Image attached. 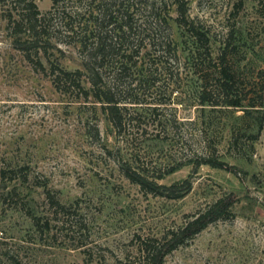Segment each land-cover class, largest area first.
Instances as JSON below:
<instances>
[{
	"label": "rangeland",
	"instance_id": "obj_1",
	"mask_svg": "<svg viewBox=\"0 0 264 264\" xmlns=\"http://www.w3.org/2000/svg\"><path fill=\"white\" fill-rule=\"evenodd\" d=\"M260 1L179 0L192 19L210 29L215 52L227 34L238 33L234 65L248 80L264 72ZM36 3L42 13L52 7L51 0ZM172 16H177L175 8ZM7 17L0 4V167L23 168L29 180H0V264H9L8 257L18 264H122L127 257L136 258L137 236L162 239L220 200L232 203L230 214L188 240L165 264H264V123L257 140L242 131V146L232 147L230 127L241 113L202 112L190 95L197 80L180 58L172 64L179 77L166 78L163 94L157 96L166 101L163 119L176 120L177 129L167 140L152 136L132 151L115 136L100 106L54 87L48 59L40 55L42 70L14 47ZM171 24L184 57L182 31ZM58 48L62 53L49 50L51 60L58 59L68 71L82 68L76 47ZM209 138L213 157L228 167L205 165L194 171V155ZM116 149L149 176L162 175L159 184L177 188L146 194L119 172ZM173 167L178 168L166 174ZM48 193L73 205L76 215H50ZM30 214L49 219V230L34 227Z\"/></svg>",
	"mask_w": 264,
	"mask_h": 264
},
{
	"label": "trees",
	"instance_id": "obj_2",
	"mask_svg": "<svg viewBox=\"0 0 264 264\" xmlns=\"http://www.w3.org/2000/svg\"><path fill=\"white\" fill-rule=\"evenodd\" d=\"M51 2V9L42 13L36 0H0L7 9L14 47L42 70L45 68L40 55L48 59L54 87L63 94H76L83 102L100 106L115 136L124 140L132 151L152 136L167 140L170 131L177 129L176 120L163 119L161 105L166 101L157 96L163 94L166 78L169 81L173 76L179 77L180 71L174 74L172 70L176 63L172 64L180 58L184 60L183 69L189 70L197 80L198 85L192 88L190 95L202 112L208 111L210 115L241 113L235 118L236 124L230 127V145L237 150L242 146L243 136L249 134L253 140L259 138L264 123V72L248 80L234 65L239 54L236 31L227 34L215 52L210 29L192 19L185 2L179 0L171 4L168 0ZM260 4L264 8V0ZM172 7L177 15L175 19ZM171 21L182 31L184 57L180 53L181 42L172 35ZM60 45L78 49L81 69L68 71L58 59L49 58L50 49L62 53ZM211 124L210 121L207 126ZM255 129L257 135L252 132ZM94 131L100 141L97 126ZM204 143L191 163L194 171L205 165L226 169L225 162L213 157L212 140L209 138ZM104 149L112 155V150ZM116 150L119 172L146 194L164 195L177 188L159 184L162 175L149 176L131 160H124L120 149ZM177 168L169 169L166 174L174 173ZM0 180L25 183L29 174L23 168L4 166L0 167ZM186 184L191 185L190 182ZM47 199L52 210L50 215L54 218L60 215L70 219L76 215L73 205L61 203L50 193ZM231 206V202L220 200L162 239L137 236L136 258L127 257L122 264H165L166 258L188 240L225 219ZM30 217L39 231L49 230V219L45 221L33 214ZM7 261L18 264L13 257H8Z\"/></svg>",
	"mask_w": 264,
	"mask_h": 264
}]
</instances>
